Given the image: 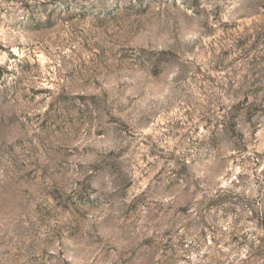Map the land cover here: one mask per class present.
<instances>
[{
	"label": "rangeland",
	"instance_id": "rangeland-1",
	"mask_svg": "<svg viewBox=\"0 0 264 264\" xmlns=\"http://www.w3.org/2000/svg\"><path fill=\"white\" fill-rule=\"evenodd\" d=\"M0 264H264V0H0Z\"/></svg>",
	"mask_w": 264,
	"mask_h": 264
}]
</instances>
